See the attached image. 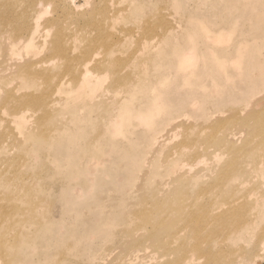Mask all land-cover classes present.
<instances>
[{
  "label": "rangeland",
  "instance_id": "374dc122",
  "mask_svg": "<svg viewBox=\"0 0 264 264\" xmlns=\"http://www.w3.org/2000/svg\"><path fill=\"white\" fill-rule=\"evenodd\" d=\"M92 1L59 0L50 5L44 17L62 14L58 20L64 32L83 34L86 30L81 28L85 27L89 29V37L98 36V31L79 24L75 19L76 15L90 14L94 4L100 2ZM29 2L32 3V0H19L17 6L23 3V7H27ZM113 2L114 14L118 13L110 20H103V33L110 45L107 47L98 41L91 47L86 36L78 41L76 50L96 48L115 51L110 58L118 62L117 75L108 70L99 79L94 92L105 91L101 97L95 98V102L104 98L103 103L107 107L114 103V99L126 98L130 101L129 110L124 107L127 114L122 118V133L113 135L111 111L104 116L107 109L101 112V107L95 102L92 108H82L80 103L83 98L79 91L61 92L55 96L56 105L50 110L52 115L47 121L39 122L40 109L27 110L29 115L24 111L26 116L20 123L9 115V110H5V116L4 109L0 108V136L9 131V127L12 133L11 138L0 140V223H5L0 228V238L6 242L4 252H0L1 258L4 256L8 264H161L162 251L148 237L157 229L156 226L161 225L160 234L175 221L166 219L154 227L152 223H145L142 214L136 211H141V206L151 207L156 186L166 182L165 186L169 182L171 189L181 186L180 190H185L187 196L184 202L189 207L188 211L193 204L192 209L199 214H183L179 224L183 228L180 240L188 238V244H194L196 240L191 237L192 227L188 226L190 220H194L196 227H201L204 221L200 214L222 213L232 204L228 213L224 212L219 220H213L202 231L209 238L208 245L214 252L229 258V262L236 255V264H264V238L261 236L264 229L263 168L250 172L255 158L246 157L243 161L245 173L237 176L238 181L235 184L230 181L231 186L216 187L215 182L224 179L221 166L230 160L231 152L228 146L207 141L208 135L213 132L209 127L217 124L220 113L223 116L235 114L244 117L254 109L264 110V0ZM81 3L84 5L80 6ZM99 19L102 17L99 16ZM175 46L185 52L195 51L200 58L197 69L195 67L197 73L207 71L203 57L209 58L211 49L217 56H227L226 68L231 78L226 81L218 78L224 88L223 93L196 89L195 74L187 85H183V72L173 67L168 70L170 76L167 73V81L161 87L153 88L155 70L152 66L168 59L169 64L174 62ZM238 48L242 49V54L238 53ZM3 57L0 45V62L7 65ZM58 62L62 64V61ZM210 64L217 65L211 59ZM6 81L2 84L0 79V105L7 88L17 83L13 78ZM132 82L137 86L128 90L126 85ZM39 87L44 88L43 85ZM155 96L166 97L172 107H162L160 115L155 117V125L149 129L141 118L151 114L153 108L143 106L151 103L150 99ZM242 127L233 125V122L220 124L215 126V134L219 139L222 137L227 145L234 143L244 148L249 143L257 145L256 141H247L249 128L243 127L245 130L241 131ZM148 130H160L155 148L149 146ZM232 130L238 134L229 141L226 133ZM95 141L101 144L103 152L100 159L103 163L95 172L94 188H89L90 191L86 188V192L80 193L79 186L90 184V180L85 182L88 178L80 176L82 170L90 166L92 170L96 168L98 159L90 152V146ZM208 148L210 152L203 153ZM198 149L201 151L196 153ZM215 153L219 155L216 157ZM19 155L23 160L12 165V160ZM195 157L199 162H194L197 161ZM246 179L248 182L240 185ZM247 195V204L235 207L234 198ZM143 201L146 205L142 204ZM39 207V215L29 217V212ZM5 210L12 213L4 216ZM4 217L11 219L4 220ZM244 219L252 223L247 225ZM15 221L17 226L14 227L11 224ZM10 225L13 229L8 231ZM18 229L24 230L28 237L18 239ZM139 237L146 240L138 245L139 259L135 261L128 255L131 250L124 245H132L131 239ZM178 244L179 241L174 245ZM188 252L199 258V254L191 248ZM128 256L129 259L126 258ZM170 258L174 261L175 255ZM204 261L205 256L200 260L201 264H205Z\"/></svg>",
  "mask_w": 264,
  "mask_h": 264
},
{
  "label": "bare ground",
  "instance_id": "6f19581e",
  "mask_svg": "<svg viewBox=\"0 0 264 264\" xmlns=\"http://www.w3.org/2000/svg\"><path fill=\"white\" fill-rule=\"evenodd\" d=\"M57 1L59 0H32V3L29 2L27 7H23L24 5L23 3L17 6L19 0H0V45L5 55L3 59L5 58L4 60L7 61V65H2V63L0 62V79L2 84H5V82H7L6 80H11L12 78L17 81L16 84L14 82V85L11 88H7L5 92V96H3V103L2 105H0V108L2 107L4 109L3 111L4 113L6 109L9 110V115H13L16 120H20V123H23L22 121H24L23 119L26 116L24 115L25 114L24 111L26 112L27 110H30L32 108L36 110L40 109L42 111V114L39 117L40 119L39 122H42L45 119L47 121V119L51 118L52 112L50 110L54 108V105H56L55 96H59L61 92L71 93L74 91H79V95L83 98V101L80 103V106L84 109L92 108L94 106L93 102H95V98L101 97L102 93L105 92V91H98L100 93L94 92V89L99 85V79L101 77H104L102 75L108 73V70L110 72L113 71V73L116 75L118 73L117 71L118 62H116V60H114L113 58L112 60L110 58L111 55L114 56L115 51H109V50L101 51V50H97L96 48L95 49L91 48L92 50L90 49L87 50L86 48L84 49L81 48L78 51L76 50L78 49L77 46L78 41L79 40L82 41V39L85 38L86 36L88 37V41L91 42V47L94 44H97L98 41H101L102 44L107 47L110 45V41L103 33V20H110L113 17H115V15L118 13L117 12L116 14H114L116 12V9L114 8L115 5L113 0H99L100 2L94 4V6L92 7V11L90 12V14H87V16L76 15L75 19L79 22V24H86L85 26H87L88 28H91L96 32L98 31V36H90V37L87 35L89 29L85 27L81 28L86 30L83 34L74 33L73 31L71 33L64 32L58 20V17H60L62 14H59L58 17H53L52 15L48 18L44 17V15L47 14L50 5L55 4ZM94 2L95 1L93 0L92 3ZM79 5L83 6L84 4L81 3ZM99 16L102 17L101 20L99 19ZM182 45L180 47H182ZM180 47L175 46L173 49L172 58L174 59L176 57V59H174V62H171L169 64L170 60L168 59L164 61H158L154 64V66H152V68H154L155 70V73L152 76V78H154L153 88H157L158 86L161 87V84L167 81L168 70L170 67H173L176 69V71L183 72L182 73L183 85H187L186 83L190 82L192 78H194V74H195L197 76L195 80L196 89L201 91H208V90L221 91L223 93L224 88L223 86H221L218 78L224 81L231 78V75H229L228 69L226 68L227 65L226 61H228L227 60L228 57L225 56L224 54H218L219 56L218 57L213 52V49H211L210 50L211 53H209L210 57L209 58L203 57V63H205L207 67L206 68L207 71H205L204 73H197L198 71L196 69L200 61L199 56L195 53V51L185 52L181 50L183 47L182 48ZM238 53L239 54L243 53L241 48L240 49L238 48ZM210 59L212 60V62H215L217 65L216 66L211 65ZM58 60L62 61L63 65L61 64V62H58ZM239 61L242 62V57H240ZM111 65L112 67H110ZM118 78L119 76H117V80ZM121 80L122 78L120 79V81ZM40 85H43L44 88L42 87L43 89H40L39 87ZM136 86L137 85L134 82L126 85L128 90H134ZM165 98L166 97L163 96L152 97L150 99V101L152 102L151 103L147 102L146 105L143 106V107L151 106L153 108V112L151 114H149L148 116L143 115L142 116L143 118H141V121L144 124H146L149 129H151L155 125V117L156 115H160L159 113L161 112L162 107H166V105L169 108L172 107V104L169 103L168 99L166 100ZM90 99L91 102H88V100ZM103 102H104V98H102L99 102L97 103L95 102V103L96 106L101 107V112L107 109L104 116L108 115L111 111L110 119H114V123L111 122V124H113V130H112L113 135L122 133L121 127L124 125L122 118L127 114V111L124 110V107L126 106V108L129 110L130 101L126 98L114 99L113 100L114 103L109 104L108 107L106 106V103ZM103 106L105 107V109ZM138 109L141 110L143 108L138 107ZM253 111H250L244 117L234 116L235 114L233 115L231 114V116L230 115L223 116V114L220 113L222 117L219 115L220 118L217 119L219 120L218 122H216L217 124L216 125L213 124L209 127L213 132H211L208 135L207 141L220 146H224V145L228 146L229 151L231 152L230 160H228L226 163H224L221 166L222 172H224V179L222 180V182H218V181L215 182L216 187L219 186L225 187L227 184H229L230 181L233 182L232 184H235V182L238 181L236 180L238 179L237 176L245 173V168H244L245 166H243L244 163L243 161L247 159L246 157L255 158V159L253 158L254 160L252 161L254 167L253 169H250L251 170L250 172L260 171L263 168L262 173H264V110L263 112L257 111L255 109ZM28 112L29 111H27V113ZM30 113L33 114V112ZM31 119H29V121ZM229 122L231 123L233 122V125H236L238 127L239 126H243L244 128L248 127L249 136L251 138L248 137L247 141L249 140L253 142L256 141L257 145H254L255 143L252 142L253 144L249 143L248 146L244 148V147L236 146V144L233 145L234 143L232 145L224 144L225 141L223 140V138L221 137L219 139V137H217V135L215 134V126H218L220 124L226 125ZM243 127L240 128L241 131H244L246 129V128L243 129ZM68 131L69 130H67V132ZM148 131L150 132L148 143L149 146L153 148L155 141L157 139V134L160 132V130L156 132L150 130ZM223 131H225V129ZM60 133H63V131H61ZM63 134L64 136H67L65 135V133ZM236 134L238 133H236L235 131L233 132L232 130V131H228L226 133V136L230 141L231 139L234 140L235 138L234 135ZM69 135L70 134L68 133V136ZM11 137H12V133H11V128L9 127V131H6L4 134H1L0 140H3L4 138L9 139ZM96 138L98 139V135ZM237 139L239 138H236V140ZM160 143L161 142H159V144ZM100 145L101 144H99L98 141H95V143L92 146H90L91 149L90 152L92 153V156L96 157L98 160L97 163L95 164L96 168L94 170L91 169L92 167L90 165H88L90 166L88 169L85 168L82 170L80 176H85V178H88L86 179L85 182L88 183V181L90 180V184L83 186L78 185L79 186L78 188L81 189L80 193L86 192V188L87 191H90L89 188L91 187L94 188L93 179L96 174L95 172L98 169H100L99 166L103 163V161L100 159L103 152ZM33 151L31 153L35 152ZM200 151L201 150L198 149L196 153ZM205 152H210L209 148L203 151V153ZM201 154L202 153L198 154V156ZM215 154L216 157L217 155H219L218 153ZM194 159H197V157H195ZM22 160L23 158L19 155V158H15L14 161L12 160L11 164L16 165ZM194 162L196 163L199 161L197 159V161ZM250 172L248 171V173ZM247 182H248L247 179L242 180L240 185L241 184L243 185V183L246 184ZM164 184H162V186L161 184L156 186L157 191L155 190L156 191L155 195L151 198L152 200L149 199L151 200L150 201L151 207L141 206L140 207L142 208L141 211H136L138 214H142V219L145 223H152L154 227L157 224L160 225V223L164 220L166 221V219H170V221H175L177 223L176 224L174 222V224L172 223L173 225L170 224L166 226L164 231H162L160 234L159 231H161L160 229L161 225L156 226L157 229L152 231L148 237L150 239L152 238L154 242L159 245L160 247L159 249H161L160 251H162L160 253V259L162 260L161 264H201L200 260L204 256L206 258V262L204 261L205 264H236L237 259H234L236 255L234 258H231L233 260L229 262V258L225 257V255L219 252H214L211 246H209L207 243L209 238H207V236L203 234L204 230L207 228L208 225L212 223L213 220L216 219L219 220L221 218V215L224 214V212L228 213L231 210L232 204H230L229 208L222 213H217V214L212 213L209 215L204 214V216L203 214H200L202 218L201 220L204 221L201 227H196V225L193 223L194 220L191 219L190 224L188 226L192 227L191 237L195 238L196 241L194 240L195 241L194 244L192 243L188 244V238L186 240L183 239L180 240V235L181 232L183 231V228H180L179 224L180 221L183 220L184 213H186L187 216H190V215H196L197 211L192 209L194 208L193 204H192V208H190V211H188L189 207L184 202L187 193L185 192V190L183 191V189L180 190L181 186H176L171 189V187L168 186L169 182H167L165 186ZM37 185H39V183ZM235 186L236 185H234V187ZM74 188L75 190H77L76 189L77 187ZM77 191L76 192L74 191V193L76 194L79 193ZM155 196H159L162 198L156 199ZM248 197L249 195L235 197L233 200L235 207L237 206L244 207L247 204L246 199ZM257 198L259 199L261 197H256V199ZM256 199L254 202H256ZM142 204L146 205V203L144 204V201ZM40 208L41 207L31 210L29 212V217H36L37 215H39L38 213ZM42 211L40 212V215ZM199 211L201 213L202 209H200ZM10 213H12V211L7 212L5 210L4 216H8ZM239 215L243 216L242 213H239ZM9 218L11 219V217H7V218L4 217V220ZM244 221L245 224L247 225L252 223L251 221H249V219L246 220L244 219ZM0 225L1 228L5 225V223H2L1 221ZM11 225H13L14 227L17 226V222L15 221V223ZM11 225L8 227V231L10 229H13ZM1 230L2 229H0V231ZM23 232L24 230L22 231V229H18V234H19L17 237L18 239L21 238L22 240V237L24 238L28 237L27 233L24 234ZM261 236L264 238V229L263 232L261 233ZM145 240H146L145 237H139L136 239H131L132 245H130L131 243H129V245L128 244L124 245L127 246V249L131 250L130 253L128 254L131 259L135 258V261L137 260L136 258L139 257L138 251H140L139 250L140 246L138 245L144 243ZM178 241L179 244L174 245ZM5 244H6L5 239L0 238V252L2 253L4 252L3 247L5 246ZM189 248H191V250L194 253L199 254V258H196L195 254H189L188 252ZM171 255L172 256L175 255L174 261H171L170 258ZM129 256L126 258L129 259ZM167 256L169 258L166 259ZM155 257H153L152 259H154ZM127 259L126 262H130ZM0 262H2L3 264H8V260L4 256L2 258L0 256Z\"/></svg>",
  "mask_w": 264,
  "mask_h": 264
}]
</instances>
